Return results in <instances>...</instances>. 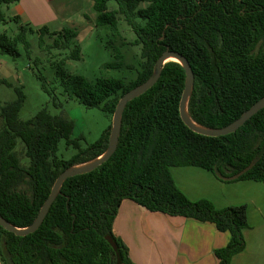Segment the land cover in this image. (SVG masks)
Returning <instances> with one entry per match:
<instances>
[{"label":"trees","instance_id":"1","mask_svg":"<svg viewBox=\"0 0 264 264\" xmlns=\"http://www.w3.org/2000/svg\"><path fill=\"white\" fill-rule=\"evenodd\" d=\"M13 0H0L9 3ZM92 0L98 12L96 26L116 29L118 15L135 34L140 46V68L134 79L101 76L94 82L80 74H67L61 59L56 77L67 99L113 115L121 96L155 72L165 51L180 53L190 65L193 83L187 101L190 118L208 128L225 127L264 97V0ZM142 2H147L142 6ZM5 21L0 7V22ZM10 36L0 33V53L17 56L18 43L29 51L26 30ZM39 46L44 35L55 37L47 47L69 49L79 58L76 28L49 32L38 28ZM121 59L118 47L109 46ZM120 60L106 64L118 68ZM40 78H42L39 75ZM185 70L166 62L156 82L128 101L121 114L117 147L94 169L66 178L43 221L34 231L16 235L0 226L1 264H134L126 245L113 235L112 225L123 199L150 211L209 221L230 239L215 249L218 264H231L242 251L247 227L246 205L216 208L205 198L190 200L174 183L170 168L196 166L224 183L241 180L264 182V106L235 131L207 136L191 130L181 119L179 101ZM7 85L8 82L0 79ZM44 90L47 89L44 87ZM0 105V215L16 227L30 225L48 197L55 179L66 168L90 161L106 150L111 125L85 148L81 136L72 138V120L52 114L46 107L29 119L18 114L25 94ZM55 106L56 95L52 96ZM77 149L67 159L56 156L57 145ZM22 143V162L16 149ZM109 235L116 247L105 239Z\"/></svg>","mask_w":264,"mask_h":264},{"label":"crops","instance_id":"2","mask_svg":"<svg viewBox=\"0 0 264 264\" xmlns=\"http://www.w3.org/2000/svg\"><path fill=\"white\" fill-rule=\"evenodd\" d=\"M72 2L13 0L0 7L2 10L6 5L16 20L40 26L71 20L79 12L78 8L75 12L69 6ZM170 173L176 186L190 200L205 198L216 208L245 204L247 227L242 230L245 247L234 254L230 262L264 264V182L224 183L210 171L196 166H174ZM112 232L126 245L128 257L134 264H218L214 250L225 246L230 239L228 231L218 230L212 222L150 211L128 198L123 199L117 209Z\"/></svg>","mask_w":264,"mask_h":264},{"label":"rangeland","instance_id":"3","mask_svg":"<svg viewBox=\"0 0 264 264\" xmlns=\"http://www.w3.org/2000/svg\"><path fill=\"white\" fill-rule=\"evenodd\" d=\"M142 2L141 5H146ZM75 11L71 20H57L45 25L50 32L76 28L79 36L72 47L80 48V56L75 59L70 57L69 49L47 47L53 42L52 35H44L45 45L40 47L38 28L34 24H28L25 20H16L10 14L6 5L2 6L6 22H0V33L13 36L20 31V25L31 27L26 30V39L29 42V51H26L22 43H18L17 56L0 53V79L6 80L9 85L0 82V105L16 98L14 88H21L25 94L23 105L19 111V118L29 119L42 107H46L52 114H62L74 123L72 138L81 136L79 145L85 148L96 141L104 130L112 123L111 114L96 107H88L75 99H67L59 79L56 77V64L63 60L62 67L67 74H80L87 80L94 82L98 77L122 78L125 82L134 79L140 68V46L133 44L135 34L129 25L118 15L116 29L105 26H96L98 12L92 0H73L69 5ZM114 0H109L108 9H116ZM82 16L80 17V15ZM82 19V21H81ZM116 46L121 53V65L118 68H106V64L117 62L111 48ZM39 75L42 77L40 78ZM44 87L47 89L44 90ZM56 95L57 102L61 106H55L52 96ZM16 149L21 155L22 162L27 164L28 159L23 156L22 143L18 140ZM77 149L72 145H66L64 139H60L57 145L56 156L67 159Z\"/></svg>","mask_w":264,"mask_h":264},{"label":"water","instance_id":"4","mask_svg":"<svg viewBox=\"0 0 264 264\" xmlns=\"http://www.w3.org/2000/svg\"><path fill=\"white\" fill-rule=\"evenodd\" d=\"M172 57L176 60H170V61H176L180 63L184 70H185V85L183 92L181 94V98L179 101V113L180 117L183 120V122L193 131L207 135V136H218V135H224L228 134L230 132L235 131L238 127H240L246 120H248L253 114H255L258 110H260L264 106V97L261 98L259 101H257L255 104H253L249 109H247L240 117H238L236 120L231 122L225 127L221 128H208L201 125H198L195 123L189 116V114L186 111V105L187 101L191 92L192 83H193V73L190 68V65L188 64L187 60L178 52L172 51V50H165L156 60L155 62V72L152 76H150L145 82L141 83L140 85L132 88L131 90L124 93L121 98L118 100V103L115 107V110L112 115V123L109 133V140H108V146L106 150L101 154L100 156L84 162L80 164H76L73 166H70L66 168L62 173L59 174V176L55 179L50 193L42 206L40 207V210L33 220V222L26 226V227H16L12 225L10 222H8L6 219H4L0 215V226L5 228L6 230L15 233L16 235H25L27 233H30L38 228V226L43 221L45 215L47 214L52 202L54 201L56 195L59 192L60 186L63 183V181L71 176H74L76 174L88 172L98 165H100L102 162L106 161L115 151L117 147V141H118V135L120 131V123H121V114L124 109L125 104L132 100L133 98L137 97L138 95L142 94L144 91H146L148 88H150L158 79L162 66L168 62L165 61L166 58ZM105 239L111 244L112 248H115V242L114 240L109 236L105 235Z\"/></svg>","mask_w":264,"mask_h":264},{"label":"bare ground","instance_id":"5","mask_svg":"<svg viewBox=\"0 0 264 264\" xmlns=\"http://www.w3.org/2000/svg\"><path fill=\"white\" fill-rule=\"evenodd\" d=\"M170 60H176V59H174V58H172V57H168V58H166L165 61H170ZM186 111H187V105H186ZM187 113H188V111H187Z\"/></svg>","mask_w":264,"mask_h":264}]
</instances>
